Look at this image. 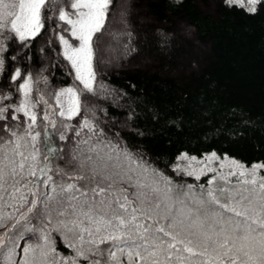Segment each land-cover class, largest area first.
I'll return each mask as SVG.
<instances>
[{"label": "snow or ice", "instance_id": "snow-or-ice-1", "mask_svg": "<svg viewBox=\"0 0 264 264\" xmlns=\"http://www.w3.org/2000/svg\"><path fill=\"white\" fill-rule=\"evenodd\" d=\"M112 3L0 0V77L8 73L10 85L0 89V264H264V161L248 166L215 152L203 161L182 154L186 175L197 181L212 175L207 185L176 184L106 141L87 115L75 130L87 135L66 167L51 163L58 149L41 153L37 107L44 106L41 118L55 129L54 117L81 115V93L59 89L50 105L38 87L41 77L11 68L19 55L11 54L13 46L28 48L48 21L67 25L61 31L71 42L57 34L60 54L91 93L94 37ZM225 4L251 15L264 0ZM61 127L71 126L61 120ZM194 164L203 167L197 172ZM54 232L71 255L57 251Z\"/></svg>", "mask_w": 264, "mask_h": 264}, {"label": "trees", "instance_id": "trees-1", "mask_svg": "<svg viewBox=\"0 0 264 264\" xmlns=\"http://www.w3.org/2000/svg\"><path fill=\"white\" fill-rule=\"evenodd\" d=\"M120 1L113 0L105 28L94 37V67L109 30L126 33L119 37L123 59L107 69L99 61L94 91L80 95L81 115L56 118V128H50L58 149L53 167H66L71 148L87 135L86 129L80 137L75 132L85 115L106 141L176 184L205 185L207 180V175L197 181L176 171L182 153L201 157L214 151L248 166L264 161V6L250 15L225 0H132V12L123 11L121 24L113 20ZM64 27L48 21L28 48L17 44L11 53H19L11 68L42 78L40 91L46 78L42 92L49 102L50 91L74 80L57 39V34L67 35ZM7 75L0 77V89L10 87ZM41 106L35 131L43 154ZM61 120L71 127H61ZM61 134L67 138L60 140ZM52 239L60 254H72L59 233Z\"/></svg>", "mask_w": 264, "mask_h": 264}, {"label": "rangeland", "instance_id": "rangeland-1", "mask_svg": "<svg viewBox=\"0 0 264 264\" xmlns=\"http://www.w3.org/2000/svg\"><path fill=\"white\" fill-rule=\"evenodd\" d=\"M131 2H132V0H121L120 1V4H119L120 7L118 8L119 14L117 13L116 18L113 19L114 23H116V21H117L116 19H118V22L121 23V24L124 22L123 19H122L123 18L122 15H123V11L124 10L127 11L128 15L131 14V12H132ZM109 33H110V35H109V38H108L107 42L105 43V46L103 47L101 52H98V55H97V58H96V61H95V67L98 64V62L100 61L103 64V66H105V68L107 69L110 66H116V64L119 62V60L123 59V54L125 52H123L124 48H121L122 44H121V41H120L119 37L126 35V33L123 30H121V29L117 30L116 32L114 30H109ZM65 37L68 38L70 40V42H71V38H70V36L68 34L65 35ZM92 67H93V71L95 72L94 58H93V62H92ZM73 75H74V80H73V82L71 84L63 86V87H59V88L49 92L48 97L50 98V101H51V102H49L50 105L55 107V104H54V101L52 100L51 94L56 92V91H58L59 89L71 86V87L76 88L80 93L83 92L82 84H80L79 81H77L75 79L74 72H73ZM46 89H47L46 87H43L42 91H44ZM42 93H44V92H42ZM48 101H49V99H48ZM43 112H44V106L42 105L41 106V113H40L41 116H43ZM56 118H59V117H54L55 121H57ZM43 122L45 123V128H46L45 132H44V134L46 135V141L44 142V145H43V148H44V152L43 153H45L48 148L57 149L56 148L57 145L55 144L56 141H55V139L53 138V135H52V129H50L51 125L48 122H46V121H43ZM77 145L78 144H76L74 147L71 148V152H70V156L71 157H72L73 153L77 150ZM213 152L214 151L208 152V153L204 154L201 157H197L195 155L187 154V157H189V158L195 157L197 159V161H203L205 157H207L208 155H210ZM182 154H186V153H182ZM182 154L179 156V158H178V160H177V162H176L174 167H175L176 171L183 172L185 174L184 169L187 168L188 160L182 159L181 158ZM217 156L221 157V159H223L224 157H229L227 155H222L221 156V155H218V154H217ZM229 158H232V157H229ZM193 167L198 172L199 169L201 167H203V165L202 164H194ZM211 167L218 168L219 167V162H213L211 164ZM211 175H212V173H208L205 185H207V181L211 177ZM2 230L3 229H0V231H2Z\"/></svg>", "mask_w": 264, "mask_h": 264}]
</instances>
